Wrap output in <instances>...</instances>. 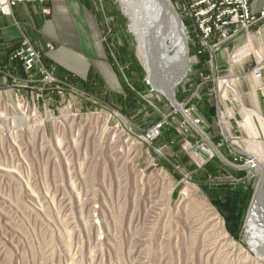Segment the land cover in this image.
<instances>
[{"label":"rangeland","instance_id":"1","mask_svg":"<svg viewBox=\"0 0 264 264\" xmlns=\"http://www.w3.org/2000/svg\"><path fill=\"white\" fill-rule=\"evenodd\" d=\"M78 1L93 17L95 48L103 49L112 72L90 64L87 74L100 82L94 88L81 84L83 75L55 77L42 54L60 83H35L39 74L0 60V264L257 262L244 223L259 169L242 167L247 158L230 145L264 165V132L253 137L236 114L238 94L221 82L217 50L202 52V60L187 38L188 71L174 97L229 164L147 82L119 2ZM47 3H34L45 19ZM172 6L187 36V23ZM23 36L34 44L21 30ZM58 46L44 42L45 52ZM16 80H28L25 98L16 93ZM152 126L159 134L147 139ZM184 188L194 195L183 198ZM225 200L234 204L233 219L219 204ZM216 217L251 261L225 242Z\"/></svg>","mask_w":264,"mask_h":264},{"label":"crops","instance_id":"2","mask_svg":"<svg viewBox=\"0 0 264 264\" xmlns=\"http://www.w3.org/2000/svg\"><path fill=\"white\" fill-rule=\"evenodd\" d=\"M46 1L50 8L46 19L39 13V6L30 2L15 5L9 15L0 14V60L4 62L19 44L24 30L55 77L65 79L66 75L72 78L77 74L84 78L90 64L96 66L98 62L109 74V64L100 57L104 56L103 49L95 48L97 42L100 44L92 15L78 0ZM250 9L255 14L264 10V0H251ZM50 40L59 46L53 52H45L44 42ZM214 60L215 69L221 70V82L232 80L236 88L235 101L239 103L236 114L242 120L251 117L256 126L261 125L257 126L259 131L264 132V19L248 30L237 32L215 52ZM258 67L259 76H255Z\"/></svg>","mask_w":264,"mask_h":264},{"label":"built area","instance_id":"3","mask_svg":"<svg viewBox=\"0 0 264 264\" xmlns=\"http://www.w3.org/2000/svg\"><path fill=\"white\" fill-rule=\"evenodd\" d=\"M44 4L45 0H0V14L9 15L11 9L18 4ZM177 11L187 23V38L190 39L197 55L208 51L218 50L224 43L231 40L240 30H248L264 19V10L255 14L250 9L251 0H171ZM9 64H17L25 74H39L35 81L43 86L60 83L51 75L41 61V53L25 36L7 56ZM260 68L255 69V76H259ZM17 81V80H16ZM29 82L18 80L16 93L24 97L21 90L28 89ZM6 90H13L6 86ZM2 91L0 90V103ZM25 98V97H24ZM159 134L157 126L150 127L146 138L152 139Z\"/></svg>","mask_w":264,"mask_h":264},{"label":"bare ground","instance_id":"4","mask_svg":"<svg viewBox=\"0 0 264 264\" xmlns=\"http://www.w3.org/2000/svg\"><path fill=\"white\" fill-rule=\"evenodd\" d=\"M121 7L123 12L126 11L123 3ZM148 30H150V27H148ZM130 31L132 34H134L133 36L135 37V41L137 44V56L141 65L145 69L147 82L150 83L154 90L164 95L166 98H170L172 96L174 97L175 85L185 78L187 74L186 72L188 71L189 62L186 67L177 65L175 68L169 71V65L171 64L172 60L177 58L178 56V48L173 51L163 40V38L157 36V40H155L156 43L154 44V49H150V51L148 52L145 45L142 44L140 37L135 32L132 26H130ZM226 88H229L232 92L235 93V95H237L235 87L229 80L227 81ZM222 93V99L224 100L227 97L226 89H224ZM244 126L246 127V129H248L253 137H257L260 134L259 129L254 124V121L251 117H247L245 119ZM206 149L209 150L208 146H206ZM256 159L260 163L262 162L261 158L256 157ZM251 166H254L257 170L259 169V166L256 163ZM188 193L193 194V189L189 190L188 188H184L182 190L181 196L183 198L185 196H189ZM206 206L209 207V205L207 204ZM247 214L248 218L244 223L245 238L248 240L249 247L252 250V253L255 254V257H252L253 260L259 262L260 264H264V187L260 181H257L256 183L255 190L251 199V204L249 206V212ZM217 223L225 242H227L233 249L240 253L245 260L250 259L251 254L249 255L248 252H246L226 233L223 227L222 220L220 218H217ZM249 261H251V259ZM257 262L251 263L258 264Z\"/></svg>","mask_w":264,"mask_h":264},{"label":"water","instance_id":"5","mask_svg":"<svg viewBox=\"0 0 264 264\" xmlns=\"http://www.w3.org/2000/svg\"><path fill=\"white\" fill-rule=\"evenodd\" d=\"M119 2L120 10L122 14L128 20V30L130 26L133 27L135 32L141 39L146 50L154 49L155 40L157 36L163 38L168 46L175 51L178 48V56L173 59L169 65V71L175 68L177 65L186 67L188 59V41L185 32V27L179 18L177 12L173 8L170 0H116ZM122 3L125 10H122ZM150 27V30H148ZM134 35V34H133ZM161 41V40H159ZM167 99L185 118V120L203 137V139L211 146L217 156L221 158L225 163L229 164L227 160L219 152L218 148L205 137L203 131L194 124V122L183 113L182 106L179 105L175 97ZM227 139V138H226ZM231 149L237 152L239 155H244L247 158V162L242 167H254V163L258 164L259 172H255L264 187V166L253 156L246 154L242 150H236L233 146ZM251 163V165H250Z\"/></svg>","mask_w":264,"mask_h":264},{"label":"trees","instance_id":"6","mask_svg":"<svg viewBox=\"0 0 264 264\" xmlns=\"http://www.w3.org/2000/svg\"><path fill=\"white\" fill-rule=\"evenodd\" d=\"M206 55H200L201 59L203 60L205 58ZM201 60V61H202ZM43 61L46 63V59L43 58ZM122 61V60H121ZM123 63H125V59H123L122 61ZM95 81H98L95 77V74L92 73L91 71L88 72L86 79L85 80H81V84L87 88V90H91L92 88H94L95 86L93 85V82L95 83ZM98 83H100L98 81ZM93 85V86H92ZM130 102H132V100H130ZM210 114L214 113V107L209 106L208 108ZM219 204L225 209V212L227 215H229V218L231 217V219H233V217L235 218L234 214H233V208H234V204H232L230 201H219ZM229 232L233 235V236H237V229L234 228H229Z\"/></svg>","mask_w":264,"mask_h":264}]
</instances>
